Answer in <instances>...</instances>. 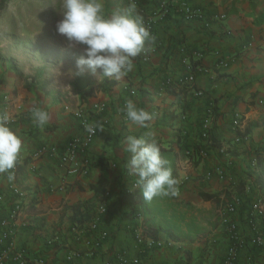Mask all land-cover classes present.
<instances>
[{"label": "crops", "instance_id": "crops-1", "mask_svg": "<svg viewBox=\"0 0 264 264\" xmlns=\"http://www.w3.org/2000/svg\"><path fill=\"white\" fill-rule=\"evenodd\" d=\"M130 2H135L136 12L144 18L158 8L160 0H105L106 10L124 8ZM172 3L170 15L154 18V41L134 59L133 71L107 91L98 87L101 78L94 84L95 95L87 101L78 98L74 106L34 92L0 58V112L11 115L10 126L26 145L12 170L15 179L10 182L7 174L0 175V222L19 200L12 190L18 186L26 197L17 219L16 242L28 250L31 259L44 257L48 264H69L67 255L77 247L85 254L83 264H117L121 255L131 260L129 264H220L230 242L221 207L236 197L243 204L230 220L248 239L254 236L247 221L248 209L257 195L264 196V0ZM183 4L201 7L205 19H185L178 11ZM222 14L226 15L223 20L206 25L210 17ZM196 52L205 54L200 61L202 69L194 84H186L183 60L188 56L195 59ZM222 59L229 63L218 68ZM165 82H169L167 87ZM128 100L154 114L148 128L126 120L123 107ZM34 103L49 112L43 128L33 123ZM98 103H105V109L92 112L90 118L104 129L97 132L91 146L87 176L68 172L58 157H35L44 145L64 150L70 140L83 133L77 112ZM235 113L245 117L248 134L240 142H236L239 133L232 126ZM206 122L208 128H214L218 146L209 148L208 156L199 162H179V194L174 196L187 214L186 223H196L197 230L171 246V239L161 232L158 239L163 245L147 249L136 238L141 221L135 218L137 203L131 187L136 177L127 171L125 137L148 135L151 141L171 144L181 139L194 148L205 143L201 135ZM256 156L258 170L252 163ZM209 173L211 179H207ZM203 193L214 197L205 199ZM104 203L107 212L100 214ZM263 219L259 218L262 226ZM94 220H99L100 230L108 237L90 254L86 242L97 237L88 230ZM75 228L82 232L81 240H76ZM184 228L188 230L186 224ZM239 262L264 264V251L249 246L240 253Z\"/></svg>", "mask_w": 264, "mask_h": 264}, {"label": "clouds", "instance_id": "clouds-1", "mask_svg": "<svg viewBox=\"0 0 264 264\" xmlns=\"http://www.w3.org/2000/svg\"><path fill=\"white\" fill-rule=\"evenodd\" d=\"M61 19L56 32L70 47L83 46L84 55L77 60L79 72L89 71L121 81L133 71L134 59L144 53L146 45L154 41L143 17L136 12L135 2L127 7L106 10L105 0H62ZM123 112L130 125L148 128L154 114L126 101ZM33 123L43 128L49 121V112L38 104L31 109ZM11 115L0 112V175L7 174L11 182L14 170L21 160L26 145L23 137L10 126ZM104 127L100 122L85 125L89 136ZM150 135V134H149ZM124 151L129 154L127 171L136 177V186L145 201L159 196H177L179 181L174 177L169 161L161 154L160 146L148 135H128Z\"/></svg>", "mask_w": 264, "mask_h": 264}, {"label": "built area", "instance_id": "built-area-1", "mask_svg": "<svg viewBox=\"0 0 264 264\" xmlns=\"http://www.w3.org/2000/svg\"><path fill=\"white\" fill-rule=\"evenodd\" d=\"M172 1L173 0H160L158 8L153 11L152 14H146V16L143 18L145 26L148 28L153 37L155 23L154 18L167 17L168 15H170L173 8ZM178 11L187 20L205 19V11L198 6L183 4L178 8ZM225 17V14L210 17V19L207 20L206 25L210 27L213 22L223 20ZM204 55V52H196L195 59L188 56L183 60L187 72L184 80L186 84H194L196 82V72L198 73V71L202 69L200 61L202 60ZM144 59L147 60V56ZM228 63V59H222L218 62L217 67H226ZM168 84L169 82H165L163 86L167 87ZM196 93L197 95H202L201 91H196ZM132 94H135V90L132 91ZM86 109H80L77 112V118L83 130V133L81 135L76 136L75 138L70 140L62 151L56 145H44L37 150V152L35 153V157H58L60 162L68 170V172L79 176H87L90 173L92 164L90 149L95 141L97 134L94 136H89V134L85 131V125L94 123V121L90 118V114L92 112H94L95 114L102 112L105 109V103H98ZM211 115L212 108L210 107L209 116ZM244 119L245 117L240 113H235V115L233 116L232 126L234 130L238 131L239 133L236 142H240L242 139H246L248 137V134H246L245 132L246 129L244 127ZM208 123L209 122H206L205 124L206 126L203 132L204 137H207L208 134ZM210 146L211 142H208V145L206 147L200 148L198 152V156L200 159L208 156ZM189 151L190 150L187 151L188 154L190 153ZM258 159V156H256L252 160L255 170L259 169ZM219 175L224 177L223 172H220ZM211 176L212 175L209 173L207 179H211ZM137 189L138 187L136 186V182H134L131 187V193L135 194V196ZM12 190L15 197L19 198V200L14 204L9 215L3 218L0 222V264H48L47 259L44 257L31 259L28 250L17 245V219L24 209V198L26 197V193L18 186H13ZM131 193L130 195H133ZM242 204L243 201L240 198L236 197L233 200H228L221 207L222 219L227 223L226 231L228 233L230 242L225 254V258L220 264H240V253L243 250L247 249L249 246H257L264 251V226L259 223V218H264V196L257 195V197H255L250 203L248 209L247 221L255 231V234L251 237V239H248L243 234L236 222L230 220V216L236 213L238 208L242 206ZM99 212L100 214H105L107 212V206L105 203L101 205ZM135 218L140 219V221L142 220L140 214L135 215ZM88 230L90 232L97 233V237L95 239L87 240L86 242V244L90 248L89 253L92 254L102 246L103 241L108 237V233L104 230H100L99 220H94L90 224ZM73 232L76 240L82 239V232L80 230L75 228L73 229ZM136 238L139 242L145 243L147 249H152L163 245V243L159 241V239L153 238L150 235L146 234L145 227L142 223L136 229ZM174 243L175 241L171 240L169 242V246L173 245ZM84 256L85 254L81 249L72 247L66 259L69 264H83ZM130 262L131 260L127 258L126 255H121L118 259L117 264H129Z\"/></svg>", "mask_w": 264, "mask_h": 264}, {"label": "rangeland", "instance_id": "rangeland-1", "mask_svg": "<svg viewBox=\"0 0 264 264\" xmlns=\"http://www.w3.org/2000/svg\"><path fill=\"white\" fill-rule=\"evenodd\" d=\"M0 0V58L34 92L58 102L77 103L73 81L83 46L70 47L56 32L62 0ZM42 69V74L38 73ZM85 71L94 84L102 75Z\"/></svg>", "mask_w": 264, "mask_h": 264}, {"label": "trees", "instance_id": "trees-1", "mask_svg": "<svg viewBox=\"0 0 264 264\" xmlns=\"http://www.w3.org/2000/svg\"><path fill=\"white\" fill-rule=\"evenodd\" d=\"M5 2L6 0L4 4ZM38 73L42 74V69H38ZM117 84L118 81L102 76V80L98 87L100 90L107 91ZM72 86L77 91L81 101H87L90 97H93L97 91L94 83L90 81V77L84 73L79 74L73 81ZM201 136L205 143L194 146V148H189V145L184 143L181 139H178L176 143L173 142L172 144L163 142L162 140H155L161 148L162 156L169 161V166L175 178L178 179L179 177L178 164L182 159H190L195 163L199 162L201 160L198 156L200 148L206 147L208 142H211L210 148H216L218 146L214 128H209L207 137H204L203 134ZM188 150L192 153L188 154ZM202 197L211 199L214 196L209 193H203ZM133 202L137 203L136 205L134 204L135 215H141V223L145 227L146 234L153 238L158 239L159 234L165 232L169 239L178 241L185 239L188 235H191L193 231L195 232L197 230L196 223H186L187 214L182 210V204L177 202L174 196H159L154 198L151 202H147L144 200L142 192L138 187ZM185 224L187 225V231L184 228Z\"/></svg>", "mask_w": 264, "mask_h": 264}]
</instances>
